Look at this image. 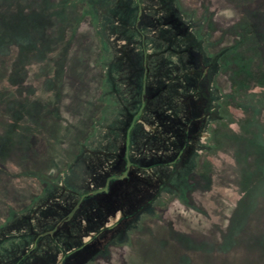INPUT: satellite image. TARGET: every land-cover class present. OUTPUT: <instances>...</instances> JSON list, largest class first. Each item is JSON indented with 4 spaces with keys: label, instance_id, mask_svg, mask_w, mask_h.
Segmentation results:
<instances>
[{
    "label": "rangeland",
    "instance_id": "1",
    "mask_svg": "<svg viewBox=\"0 0 264 264\" xmlns=\"http://www.w3.org/2000/svg\"><path fill=\"white\" fill-rule=\"evenodd\" d=\"M97 1L102 6L106 2ZM182 2L186 9L202 14L201 0ZM126 3L117 0L109 7L115 13L126 12L133 7ZM220 5L217 18L232 23L237 12L228 4ZM88 8L89 3H80L81 14L70 20L72 25ZM85 20L78 32L68 31V43L58 45V51L51 53L50 59H57L60 48L65 51L69 46L55 89L47 85V80L55 78L56 65L48 60L46 69L38 61L28 69L26 80L36 89L31 96H19L8 81L17 48L11 54H0V264H17L27 252L25 248L37 239H42L39 255L53 248L56 254L59 245L70 253L68 263L73 259L84 261L93 253L91 245L101 247L93 243L91 235L102 230L108 233V245L133 233L128 243L108 246L100 253L98 248L82 264H264V139L258 140L260 134L249 129L240 135L235 133L236 126H226L225 136L236 141L240 160L248 166L238 165L226 150L203 152L198 157L194 154L186 164L194 159L198 167L183 187V167L179 168L178 162L175 169L172 167L175 158L172 160V152L166 147L167 129L160 128L155 134L144 129V124H139L140 130L133 129L137 114H150L148 92L134 78L141 68L117 65L116 58L122 52L116 51L110 57L117 65L114 67L123 72L115 76L111 72L113 78L108 80L101 65L107 38L102 32L106 24L113 22L103 19L98 27L100 38L94 16ZM118 29L115 31L119 36ZM230 41L226 38L223 45ZM144 50L141 64L150 59ZM217 82L224 93L229 92L226 77L220 76ZM177 86L172 83L171 89ZM254 91L257 96L264 94L262 85ZM183 92L177 89L176 95L185 103ZM132 152L135 160L138 155L148 164L144 183L137 182V171L128 180L132 170L127 173L122 169L130 163ZM249 157L252 160L247 163ZM206 162L211 164L209 170ZM150 163L156 165L152 173ZM109 172L117 173L111 177L114 179L124 178L127 173L124 179L129 181L112 189V196L108 184L102 181L103 174ZM204 172V185L211 189L199 193L195 176ZM42 178L65 184L49 187ZM95 183L96 190L104 194L98 196L99 207L93 203L95 194L91 200L78 199L80 192L91 191ZM180 192L184 193L185 203L177 198ZM149 200L153 201L151 206H144ZM136 209L144 212L125 221L119 219ZM161 212L168 216L166 222L160 219ZM26 219L29 223L22 225ZM120 225L116 233H110ZM24 264L39 262L32 256Z\"/></svg>",
    "mask_w": 264,
    "mask_h": 264
},
{
    "label": "trees",
    "instance_id": "2",
    "mask_svg": "<svg viewBox=\"0 0 264 264\" xmlns=\"http://www.w3.org/2000/svg\"><path fill=\"white\" fill-rule=\"evenodd\" d=\"M116 1L106 0L102 6L97 0H0V54H11L12 49L17 48V57L8 80L10 86H13L19 96H31L36 88L33 83H26L28 69L38 61L44 63L47 69L50 60L57 70L55 78H49L47 85L55 89L59 84V73L64 69V61L70 52L69 46L66 45L65 51L60 48L57 59H50L51 53L58 51V45L60 47L61 44L68 43V31L78 32V28L86 23L85 19L89 16H94L97 31L102 26L103 19L109 18L113 23L106 24L105 32H102L107 36L101 63L107 79L123 72L114 67L117 65L127 67L134 64L141 68V72L134 78L139 84L142 83V90L148 92L150 114L144 115L147 113L144 112L142 117L141 113L137 114L133 129L140 130L139 124L146 125L144 129L150 134H155L160 128L167 129L165 132L169 133V140L166 147L172 152V160L175 158V161L181 154L177 166L183 167V187L198 167V162L193 158L186 164V159L194 154L198 157L203 152L214 151L216 154L220 150H226L224 152H229L233 159H237L235 161L238 165L243 168L248 166L240 160L236 141L227 139L223 131L226 126H236L235 133L241 135L244 129H249L248 131L260 134L262 138L257 137L258 140L264 139V94L257 96L254 91L259 85L264 88V0H201V15L197 11L186 9L182 0H126L125 5L131 4L133 7L120 14L109 7ZM81 2L89 3L91 8L86 9L72 25L70 20H75L81 14ZM221 2L237 12V18L230 24L217 18ZM116 28H119V36L116 35ZM98 35L101 38L100 31ZM214 36L219 39L215 40ZM226 38L231 41L223 45ZM144 48L150 59L141 64ZM116 51L122 52L121 57L116 58L119 60L117 65L110 57ZM160 67H163L162 72ZM257 69L262 71L258 73ZM220 76L229 81L228 93H224L218 85ZM172 83L179 85L177 89L184 90L182 95L185 103L176 95L177 89H171ZM254 111H257L256 115ZM129 122L131 124L132 120ZM248 160L252 159L247 158V163ZM155 166V163H150V173L155 171ZM210 166L206 162V169L209 170ZM36 175L41 176L38 173ZM199 175L195 176L198 179L196 192L209 191L211 186L204 185L206 172ZM42 179L48 181L49 187L57 188V184L63 187L65 184L63 179V182ZM96 187L95 183L89 189ZM81 194L83 193L80 192L78 199ZM184 197L182 192L177 196L185 203ZM167 217L161 212L162 221L166 222ZM28 220L22 225L29 223ZM22 225L19 223V227ZM131 233L109 245L105 243L106 234H95V237L100 238L96 241L97 238H92L93 243L98 242L101 247L91 245V257L98 248L100 253L108 249V246L128 243ZM91 257L86 255L84 261L73 259L71 264L87 263Z\"/></svg>",
    "mask_w": 264,
    "mask_h": 264
},
{
    "label": "flooded vegetation",
    "instance_id": "3",
    "mask_svg": "<svg viewBox=\"0 0 264 264\" xmlns=\"http://www.w3.org/2000/svg\"><path fill=\"white\" fill-rule=\"evenodd\" d=\"M126 153L123 155V157H124V161L126 160ZM129 155H130V157H131V161H130V163H127V164H125V166L122 168L123 170H126V172L128 173V171L129 170H132L129 174H128V176H127V173H126V175L125 176H127V178L124 176V178H126V179H130L132 176H134L133 175V172H135V171H137V174H135V175H137V177H138V179H137V182H142V183H144V181H145V179H144V177L146 176V171H147V165L145 164V162L143 161V160H141V158L140 157H138V155H137V159L135 160V158H134V153L132 152L131 154L129 153ZM181 160V154L179 155V157L172 163V167L175 169V167H177L176 165H177V162H179ZM133 162V164L131 165V163ZM114 174H117V173H115V172H109V173H105V174H103V176L105 177L102 181H104V185L107 183L108 184V186H109V190H111V196L113 195V193L115 192V191H113L112 189H114L115 188V190H117V188L120 186H124L126 183H128L129 181L128 180H125L124 178H119V179H114V178H111L112 176H116V175H114ZM131 176V177H130ZM117 180H120V181H117ZM127 186V185H126ZM142 187V186H141ZM138 188V187H137ZM97 189V187L95 188V189H91V191H84V192H81V193H83V194H81V199H88V200H91L92 198H93V194H95V195H97V198H95V200H94V205H98V207L101 205L100 204V202L98 201V196L99 197H101V196H103L104 194L101 192V191H97L96 190ZM139 189V188H138ZM153 203V201H147V203L146 204H144V206L145 205H147V206H151V204ZM143 206V207H144ZM139 211H141V212H144L143 210H139V209H136L135 211H133L131 214H125V213H123L122 215H121V217H119V219H121V220H123V221H125V219H128V218H134V215L133 214H136V213H138ZM141 220H143V219H140V221ZM118 222H120V221H118ZM112 227V226H111ZM116 229L115 230H113L112 232H110V233H116L117 231H118V229L119 228H121V225L120 226H114ZM107 228V227H106ZM105 229V228H104ZM101 232H103V233H101ZM104 232H106V230H102V231H100V233L99 232H97V233H99L98 235H100V234H104ZM106 234H108V233H106ZM92 236V238H97V237H95V234L94 235H91ZM97 239H99V238H97ZM41 240L42 239H40V240H35V246H33V248H31L30 250H27V252L25 253V255L23 256V258H21V259H19L18 260V263L19 264H24L30 257H32V256H36V255H38L37 253H38V249H39V244L41 243ZM113 246H116V244L115 245H113ZM58 249L60 250L61 249V252H59V251H56V254L54 253V249H46L45 251H46V256H43L41 259H40V263H42V262H47L48 264H67L69 261H70V259H69V256H70V253L69 252H67V250H65L64 248H62L61 246H59L58 245ZM47 260V261H46ZM17 263V264H18Z\"/></svg>",
    "mask_w": 264,
    "mask_h": 264
},
{
    "label": "crops",
    "instance_id": "4",
    "mask_svg": "<svg viewBox=\"0 0 264 264\" xmlns=\"http://www.w3.org/2000/svg\"><path fill=\"white\" fill-rule=\"evenodd\" d=\"M104 234H106V233H104ZM104 234H101L100 236H102V235H104ZM106 235H108V234H106ZM110 235V234H109ZM100 238V237H99ZM96 240H98V239H95V241ZM42 243V242H41ZM33 246H35V242L31 245V246H27L26 248H25V250L27 251V250H30L31 248H33ZM62 248H63V246H61ZM54 249V248H53ZM55 251H59V252H61V249L59 250L58 248H56V250ZM40 244H39V249H38V255H34V257L35 258H37V260H38V262H39V264H48L47 262H42V263H40V260L39 259H41L43 256H46V253H45V255H39L40 253ZM67 252H68V250H67ZM72 259V258H71ZM47 261V260H46ZM26 263V262H25Z\"/></svg>",
    "mask_w": 264,
    "mask_h": 264
}]
</instances>
